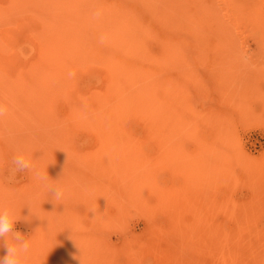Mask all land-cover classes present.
Listing matches in <instances>:
<instances>
[{"label":"rangeland","instance_id":"1","mask_svg":"<svg viewBox=\"0 0 264 264\" xmlns=\"http://www.w3.org/2000/svg\"><path fill=\"white\" fill-rule=\"evenodd\" d=\"M121 8L134 9L127 11L134 12L131 23L152 17L159 29L147 39L149 26L138 25L143 51L156 53L165 44L179 53L180 64L166 61L152 71L167 85L160 96L172 120L190 125L188 136L171 135L168 155L146 140L141 149L104 148L91 126L103 115L96 98L105 86L136 83L120 79L114 68L120 60H139L133 45L125 44L132 37L126 34L123 42L109 23L113 20H105L106 11L119 14ZM94 9L102 10L97 20L90 15ZM62 11L72 20L87 16L94 24L90 28H97L82 40V51L78 46L63 53L55 30ZM101 34L107 35L104 43ZM69 72L75 75L70 78ZM0 102L10 108L0 120V206L14 202L21 218L14 229L28 241L36 226L51 222V264H208L209 253L200 247L208 229L255 233L264 228V212L253 218L240 210L257 192L251 177L264 175V0H80L67 8L61 0H0ZM69 112L78 118L70 119ZM126 128L124 133L143 130L137 120ZM53 133H66L65 140L45 141ZM18 152L31 159L33 169L9 182ZM137 160L146 163L139 166ZM127 161L137 167L112 173ZM145 167L151 173L144 178L151 181H142L156 185H135ZM35 169L46 174L48 184L64 189L61 201H53L36 181ZM26 193L41 196L33 203L37 213L15 203ZM223 202L237 206V218L226 214ZM176 219L180 224L174 227ZM185 228L193 230L190 246L178 255L175 236L182 235L179 230L188 234ZM0 250L6 254L3 239ZM260 255L264 261V249Z\"/></svg>","mask_w":264,"mask_h":264},{"label":"bare ground","instance_id":"2","mask_svg":"<svg viewBox=\"0 0 264 264\" xmlns=\"http://www.w3.org/2000/svg\"><path fill=\"white\" fill-rule=\"evenodd\" d=\"M61 1L63 4H65L67 8V7H70V4L79 3L80 0H61ZM122 9L123 8L119 10V14H115V13L108 14V12L106 11L107 16L105 20L106 22H108L109 20H113V21H110L109 23L115 24L114 27L116 28L115 30L116 35L121 36V39L123 42H124V36L126 34L132 37V40H129V41L125 40V44L133 45L130 49H132L136 53V56L139 58V60L136 61V59H134L128 62L120 60L119 65L115 64L114 68L115 70H117L118 74L121 76L120 79H124V81L126 82L134 81L136 83L133 86L131 85L130 88L127 87L125 84H122L121 82H116V83L108 84L107 86H105L103 94H101V96H97L96 98L97 101L100 103V105L102 104L101 106H103V110H102L104 111L103 115L98 117V119H96L95 121H93L91 123V126H92V129L94 127L95 131L97 130L100 132L98 133L100 135L99 139L101 140L99 144L100 146H103V147L104 145L106 147L112 146L113 149L118 148L119 151H121L124 148H127V149L129 148L133 150V148L138 147V149H141L139 147V144H141V147H142L144 140H146V141H153L154 143H156L158 146H160L159 152L161 151L164 154L168 155L170 152L168 151V149L172 147L170 146L172 144L171 135H173L174 133L175 134L181 133V134H184V137L188 136L190 125L187 124L185 121L178 123V121L172 120L174 117L170 115L168 105L162 103V99L160 96V91L162 92V88L167 90V85L162 84V81H160L161 77L159 76V74L155 76L154 73H152V71H153L154 66H160L161 64L164 65V62L166 61L168 63L171 62L174 64H180L181 61H179L180 60L179 53L177 50L171 52L165 46V44L163 45L159 44L161 45L159 47L160 50H157L156 53L150 52L151 50H149V52L148 51L146 52L145 51L146 49H144L143 51L141 49L142 40L140 39L141 37L139 36L138 31H137L138 25L146 24V26H149L150 34L148 31H146V35H145V38L147 37V39L151 36V34H155V32L159 33V29L155 27L154 22L152 21L153 19L152 17H151L152 19L146 17L141 22H139V20H136L137 23L135 22L131 23L130 19L132 18V15L134 14V12L128 13L127 11L128 10L133 11L134 9L129 8L127 10L124 8V11ZM58 14L59 16L55 18V20H58V25H56L55 30L57 31L56 35H57L58 41L61 43V46L63 44L62 46L63 49L61 48L63 53L70 51V49L78 48V46H79L78 49L82 51V44H83L82 40L86 41L87 38L89 37V33H91V31H93L96 28V27L90 28L91 25H94L92 23V20H89V23H90L89 25V23L86 21L87 16L81 17V15H79L77 17H74L72 20L71 17H68L65 11H62V13L58 12ZM69 31L71 32L66 37V34ZM160 34L161 36L164 35L165 43H167L168 36H165V34H163L162 32ZM176 42L178 43L179 40H176ZM122 46H124V44ZM157 47L158 46L156 45L155 49H159ZM127 49L129 48L127 47ZM183 74H185V72H183ZM138 81H142V82H138ZM68 116L72 120L78 118V116L76 115V112H69ZM134 120L141 122L142 127H143L141 134L136 131H132V129L130 133L129 131H127L129 134H127V132L124 133L125 128L128 126V124L133 123ZM193 125L194 124H191V127ZM98 134H95V137H98L96 136ZM65 135L66 133L59 135V136L58 134L53 133L52 136L51 135L47 136L45 138V141H49L52 139L65 140ZM51 143L53 144L55 142H50L49 144L50 147H51ZM50 147L48 148V150L52 149ZM52 147L56 148L58 146L57 145L54 146L53 144ZM206 149L207 148H205V150ZM100 151H103V150H100ZM167 151L168 153H165ZM50 152L51 150L47 151L46 153L47 155H49L50 158L53 159L54 156L51 157ZM108 152H109V149H108ZM134 152L135 150L133 151V153ZM178 152H180V150H177V153ZM196 155L201 156L200 154H196ZM50 160L51 159H49L48 161ZM141 160H139V162L137 160L138 163L135 162V164L142 166V164H139V163H143ZM48 161H43V162L49 163ZM52 162L54 161H50V163ZM130 163H128V165L123 164L125 165L124 167L122 164H121L122 167H120L119 164L116 165L118 166L117 168L115 166L114 168L111 166H108V167L113 168L112 173L116 171L117 173L118 171L120 172V170H117L120 168H123L121 170H124V169L130 170L131 167H137L135 166V164L131 165ZM127 166L128 168H126ZM104 167H107V165H105ZM39 169L44 170V168H39ZM134 169L139 170V167L138 169L137 168H134ZM144 169H145L144 171L146 172L145 173L143 171L145 175L142 173L141 175L142 177L137 178L135 185H138V183H140L142 180L144 181L145 180L144 176H147V174L151 173V172H148L147 167H145ZM37 170L38 169H35V171ZM221 171H222V174H224L223 168L221 169ZM130 172L135 173L134 171H130ZM260 172L264 174V171H260ZM38 173L41 174L42 172L41 171L39 172L38 170ZM33 175L34 174H32V176ZM35 175H36V172H35ZM201 176H204V174H201ZM148 177L150 178V175H148ZM255 177H251L250 180L252 183L251 185H255V187L257 188V192L256 194H254V197L250 203L241 205L240 207L241 212L244 215H246V217H253V218H255L254 216H256L258 212H264V175H260L256 179ZM35 178L36 177H34V179ZM202 178L204 180L208 179L207 176L202 177ZM138 179H139V182H138ZM147 180L149 179L146 177L145 182H147ZM36 181L41 182L40 180H37V178H36ZM143 181L141 183L142 185L144 183ZM47 182L49 181L47 180ZM149 183L151 182H148V184ZM156 183L157 182L151 183V185H156ZM41 184L44 185V183H41ZM148 184H145V185H148ZM27 194L28 193L23 194L24 196L16 197L17 202L15 203H18L20 205L23 204L24 209L26 211H29V213L30 211H34L35 213H37V211L33 209L34 208L33 203L37 199L40 201L41 196L32 197V196H29L30 194L29 195ZM163 206L165 210L169 211L170 207L167 204H164ZM220 207H222L225 210L226 214H228L229 216H233L234 218H237V215H235L236 213H238V210L236 209L237 206L230 208L229 206L225 205V202H223L220 205ZM174 209L176 210V208ZM48 210L50 211L49 208ZM179 210L181 209L179 208L178 211ZM238 216L240 217L241 215L238 214ZM31 217H34V215L33 216L31 215ZM178 219H176V221L174 222V227L179 226L180 221H178ZM31 220L33 219L31 218ZM50 225H51V222L48 220L46 221L45 224L36 226V233H34L33 238L29 241L31 259L29 260L28 264H51V260L49 259L47 252H49L50 247L54 246L55 244L54 245L53 243L50 245L48 244L47 236L50 230L49 228ZM188 230L189 229H186V231L189 234V235L186 234L187 236L183 234L185 231L182 233V231L179 230V232H181L182 234L179 237V239H177L178 236H175L176 234L175 232H174L175 234L172 233L175 237H177L175 238L176 240L175 243H177V245H175V247L173 246V249L175 250L176 253H178V255L186 254V250H187L186 248L190 246V244L189 245H186V244L188 243V241L189 242L191 241L190 239H188V237L190 236L191 231L193 232V230L192 229L191 231H188ZM206 235H207L205 236L207 237V239H205L206 244L204 243L205 246L201 245L200 247L203 250L205 247V252L209 253L208 261H210V263L208 264H264V261H262L261 255H260L261 250L264 249V228H262V230L260 231L257 229L255 233L254 231L253 233H250V232L228 233L223 230L219 231L212 227L208 229V232ZM191 252L193 253L195 252V250H192L188 253L190 254ZM4 255L5 254L0 250V257ZM193 255H195V253ZM210 255L212 256L211 260H210V257H211ZM177 261L178 263L180 262L179 258Z\"/></svg>","mask_w":264,"mask_h":264},{"label":"clouds","instance_id":"3","mask_svg":"<svg viewBox=\"0 0 264 264\" xmlns=\"http://www.w3.org/2000/svg\"><path fill=\"white\" fill-rule=\"evenodd\" d=\"M93 20H97L102 16V10L94 9L90 13ZM107 39L106 34H101L99 37L100 43H104ZM243 62L248 64L250 58L243 57ZM75 73L69 72L68 76L71 78ZM10 112L9 105L0 102V120L8 116ZM33 163L31 159L23 152H18L13 156L11 167L9 168L8 179L13 181L17 173L25 170L31 171ZM37 179L44 183V187L48 191L53 201L59 202L64 198V189L55 184H48L47 177L36 173ZM94 212V210H93ZM21 220L20 213L14 203H9L7 206H0V239L4 241V248L6 254L0 257V264H28L31 259L30 244L28 239H25L21 232L14 229V225Z\"/></svg>","mask_w":264,"mask_h":264}]
</instances>
